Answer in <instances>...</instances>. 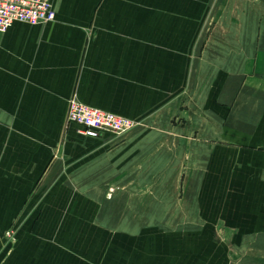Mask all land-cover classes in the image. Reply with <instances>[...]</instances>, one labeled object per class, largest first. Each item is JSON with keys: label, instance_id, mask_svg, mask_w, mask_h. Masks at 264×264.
I'll use <instances>...</instances> for the list:
<instances>
[{"label": "crops", "instance_id": "obj_1", "mask_svg": "<svg viewBox=\"0 0 264 264\" xmlns=\"http://www.w3.org/2000/svg\"><path fill=\"white\" fill-rule=\"evenodd\" d=\"M50 1L0 35V264H264V0ZM71 99L135 127L85 137ZM157 200L192 216L108 227Z\"/></svg>", "mask_w": 264, "mask_h": 264}, {"label": "built area", "instance_id": "obj_2", "mask_svg": "<svg viewBox=\"0 0 264 264\" xmlns=\"http://www.w3.org/2000/svg\"><path fill=\"white\" fill-rule=\"evenodd\" d=\"M55 20L50 0H0V35L14 23L44 25ZM68 122L80 127L85 137L98 138L105 133L120 136L130 131L135 123L129 119L84 105L75 99L68 102Z\"/></svg>", "mask_w": 264, "mask_h": 264}, {"label": "rangeland", "instance_id": "obj_3", "mask_svg": "<svg viewBox=\"0 0 264 264\" xmlns=\"http://www.w3.org/2000/svg\"><path fill=\"white\" fill-rule=\"evenodd\" d=\"M159 174H161L158 177L159 184L163 185L164 178L161 177L163 173H159ZM147 177L148 176L142 178V181H147L148 180ZM116 189L117 188L112 186L108 187L106 196L109 199L113 197L114 194H116ZM146 196L148 197L149 195ZM127 197L131 199V194L125 195L126 198L125 201H127ZM161 197L163 198L164 194L161 195ZM125 204L126 207L131 205V203L129 204L125 203ZM142 205L146 206L148 204H142ZM156 205L157 208L155 209L141 208L140 210H136V209H132L129 206L125 208V210L122 208L116 210L113 209L109 210L107 216L109 221L108 227L114 231L117 230L121 231L120 233L127 235L129 238H132L133 234L135 232H138L139 230L144 231L151 229L152 231L164 233L166 231H175L182 228L183 225L180 224L182 221L181 217L182 216H184V218L185 216L191 217L193 213V211L189 210L187 214L186 211H182L180 208H177L176 203L169 204V208H167L164 200H162V202L161 200L160 201L157 200ZM19 228L20 227L18 226H13L7 229L6 231H4L0 241V246H1L0 249L2 251H6L9 253L12 250H14L16 244V235ZM93 264H101L100 258L94 259Z\"/></svg>", "mask_w": 264, "mask_h": 264}]
</instances>
